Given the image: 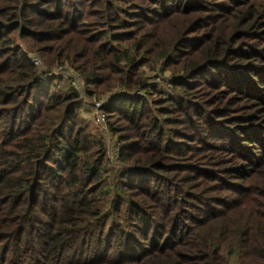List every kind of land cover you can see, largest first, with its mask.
Masks as SVG:
<instances>
[{"label": "trees", "instance_id": "trees-1", "mask_svg": "<svg viewBox=\"0 0 264 264\" xmlns=\"http://www.w3.org/2000/svg\"><path fill=\"white\" fill-rule=\"evenodd\" d=\"M18 37L118 89L117 169ZM220 83L264 104V0H0V264H264V116L228 131L240 161L195 158L226 130L202 98Z\"/></svg>", "mask_w": 264, "mask_h": 264}, {"label": "rangeland", "instance_id": "rangeland-1", "mask_svg": "<svg viewBox=\"0 0 264 264\" xmlns=\"http://www.w3.org/2000/svg\"><path fill=\"white\" fill-rule=\"evenodd\" d=\"M202 30L204 31V29ZM17 43L22 44L26 49H28L32 53V56H37L41 59V63L38 66L42 70H50L51 73L59 72L60 74L65 75V77L60 75L61 77L59 76L56 81L58 83L59 89L65 91L71 86V84L74 85L73 82H76V88L80 90L84 98L82 116L86 123L89 124L91 130H93L96 134L104 136L106 139L109 145V166L112 168H115L114 165L118 166L119 161L116 159V157L117 151L119 149V133L113 132L110 129V122H115L116 115L111 116L106 109L101 107L107 115L105 122H102L97 117V112H99V109H97L96 105L97 102L106 104L111 96L116 95L118 89L114 88L113 91L107 90L104 92L98 87H87L82 74L78 70L74 69L69 62L64 63L65 67L61 70H58V67L61 64L50 65L46 58L38 51L33 50L29 44L24 41V39L18 37ZM144 69L147 71V79L152 81L158 88L165 90V92L171 94L173 93L167 82V78L172 75L170 70L163 71L160 67L153 69L149 66L144 67ZM247 85H249V83L246 82L242 89L243 92H248V90L251 89ZM217 86L218 89H216L214 86L205 87L202 98H204L203 100L208 99V103L205 104L204 108H206L205 110L211 109V116L215 121L219 122L220 125L226 127V130L218 128L216 129L218 131H213V134L215 135L208 137L209 145H202V147L195 151V158H198V164H203L201 166H206L205 164L208 163L204 162L212 158L223 162L222 165L226 166L231 164V162H229L230 160H233V162L240 161L241 159H239V150H241V147H236L235 144H231L233 141L232 137L229 136L228 131H234L235 133L237 132L236 128L240 126L242 127V125H245L249 122L246 120L239 121L240 119H237L240 114H244L246 111L253 112L256 116H264V104L261 103L260 100L253 99L252 96L246 95V93H243L242 91H238L235 87H225L221 85V83ZM201 124L203 126L204 123ZM236 125H238V127H236ZM181 126V128H184L185 132H190L197 137L200 136V133L198 134V132L194 131L188 125V123H182ZM235 134L241 135L242 138L247 136L244 133V130H238V133ZM183 140L190 142L188 141V138H183ZM234 148H237L238 151L235 152ZM225 192L226 191H223L222 193L225 194Z\"/></svg>", "mask_w": 264, "mask_h": 264}, {"label": "built area", "instance_id": "built-area-1", "mask_svg": "<svg viewBox=\"0 0 264 264\" xmlns=\"http://www.w3.org/2000/svg\"><path fill=\"white\" fill-rule=\"evenodd\" d=\"M33 58H34V61H35V63L36 64H40L41 63V59L39 58V57H37V56H33ZM65 67V64H61L59 67H58V70H61V69H63ZM57 73H59V72H57ZM60 74V73H59ZM62 77L64 76L65 77V75H63V74H60ZM74 83V85H75V87H77V85H76V82H73ZM104 103H102V102H97V109H99V112H97V117H98V119L100 120V121H102V122H105V120L107 119V115H106V112L101 108L102 107V105H103Z\"/></svg>", "mask_w": 264, "mask_h": 264}]
</instances>
